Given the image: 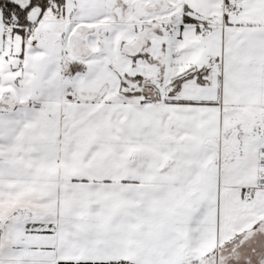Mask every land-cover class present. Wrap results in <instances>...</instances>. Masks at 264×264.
I'll use <instances>...</instances> for the list:
<instances>
[{"label": "snow or ice", "instance_id": "6c2138e0", "mask_svg": "<svg viewBox=\"0 0 264 264\" xmlns=\"http://www.w3.org/2000/svg\"><path fill=\"white\" fill-rule=\"evenodd\" d=\"M0 264H264V0H0Z\"/></svg>", "mask_w": 264, "mask_h": 264}]
</instances>
